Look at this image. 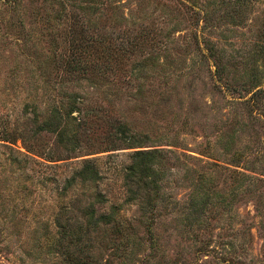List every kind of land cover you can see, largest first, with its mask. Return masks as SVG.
Segmentation results:
<instances>
[{
  "label": "rangeland",
  "instance_id": "1",
  "mask_svg": "<svg viewBox=\"0 0 264 264\" xmlns=\"http://www.w3.org/2000/svg\"><path fill=\"white\" fill-rule=\"evenodd\" d=\"M68 1L0 0V264H264V93L253 96L264 78L253 87L252 16L242 26L215 20L225 31L217 74L196 45L202 24L182 0H113L118 15L112 0H75L85 8L76 27L90 32V45L100 33L123 45L147 26L144 45L119 61L147 67L137 78L125 73L73 87L96 113L80 146L65 149L53 133L34 138L22 111L26 98L44 109L69 85L56 70L74 50ZM207 1L228 0H198ZM158 35L169 38L167 49L151 40ZM90 51L89 63L103 62ZM113 121L143 147L111 143ZM10 131L24 132L39 152L13 158L11 148L25 149L22 139L2 141ZM151 150L162 152L154 164L158 191L135 177L141 190L131 200L126 169L137 151ZM87 161L96 174L69 186ZM92 206L98 217L116 210L118 223L89 227ZM59 223L79 237L62 238Z\"/></svg>",
  "mask_w": 264,
  "mask_h": 264
},
{
  "label": "trees",
  "instance_id": "2",
  "mask_svg": "<svg viewBox=\"0 0 264 264\" xmlns=\"http://www.w3.org/2000/svg\"><path fill=\"white\" fill-rule=\"evenodd\" d=\"M90 3V5H98L100 3L104 4L102 0H85ZM117 1H110V6H114L111 10L113 13L118 15L121 6L116 3ZM71 4L72 13L70 14L69 19L72 20L73 25L71 27V35L74 41V50L67 56L66 59H60L56 62V70L60 73L63 81H68L69 85H64L65 87L59 91L60 98L55 100L52 104L46 106L45 110L41 106L37 105L35 102L31 101L29 98H26L23 103L24 108L22 114L29 120L32 127L29 131L32 132V136L37 138V136L42 132L53 133L57 136L59 146H63L65 149L76 148L80 146V143L86 139L88 128L91 123H88L89 118L93 112L96 111V108L90 107L89 103L85 100L82 93L79 92V89L73 87L81 88L80 84L83 82H93L97 77H112V76H121L125 73H129L133 77H140L146 72V65L143 63H138L133 68H127L119 64L120 58L128 55V57H133L130 54H135L136 49L141 45H144L147 35L145 31L148 29L147 26L142 25L141 32H134L133 37H128L129 33L126 32L127 43H122L123 45H118L117 39L113 38L110 34L100 33L98 39L90 45L86 39L89 36V31L82 29L78 31L76 25H79L82 19L80 12L85 10L82 5H77L78 3L75 0H69ZM182 3L185 4L186 8L192 13L193 16L197 17L196 22H200L202 27L198 34L194 35L196 45L201 51V57L203 60H208L214 63L217 74L221 68V61L224 57L225 50L220 46V43H223V36L225 31L221 24H215V20L222 21L225 25L229 24L231 26H242L250 16L251 24L250 26L255 27L258 34L256 35L255 40V53L257 56L256 61V71L255 75L257 78V83L253 87H258L259 83L262 81L261 77L264 78V0H228L227 3L216 1H207L200 3L198 0H182ZM70 8V9H71ZM61 11H65V5H61ZM257 9V10H255ZM120 19H126V17L120 14ZM248 22V21H247ZM226 30V29H225ZM154 32V31H153ZM112 34H114L112 32ZM200 40H199V36ZM107 36V37H106ZM168 37V36H167ZM110 38V39H109ZM165 36H154L151 40L157 44L161 45L164 48H168V40L164 41ZM222 45V44H221ZM92 46V54L95 50H98L99 59L101 58L103 62L100 63H89V48ZM203 47V48H202ZM249 86L250 83H248ZM71 86V87H70ZM71 89V90H69ZM264 93V90H257L253 96L257 97ZM96 113V112H95ZM31 116L29 118L28 116ZM115 124V125H114ZM115 130L111 133L108 138L110 142H124L128 148H141L143 147L141 142H138L131 133L127 125L118 123L115 121L111 123ZM30 125L27 124V127ZM85 126L87 127L86 129ZM33 128V129H32ZM26 130V129H25ZM23 132V131H22ZM26 132V131H25ZM25 134L20 133L19 135L15 132L10 131V133H5L2 138V141L16 145L19 140H24L23 148L25 153L14 150L11 148V151L16 153L18 156L13 157L17 160L19 156L22 157V161H28L30 154H35L37 149L30 146L24 139ZM118 140V141H117ZM113 145L109 148H112ZM114 150V149H113ZM107 151H111L108 149ZM162 154L161 151L151 150V151H137L133 155V161L131 165L127 167V179L132 182L128 185V192L132 193L131 200H137L141 188H135L134 178L139 177L141 182L145 187L151 188L153 191H158L156 184L157 179V169H155V162L158 154ZM37 154V153H36ZM53 158V157H50ZM34 160V159H33ZM90 174L92 177L96 174V171L92 164L87 161L83 168L79 171L74 172L73 176L68 178L66 183L69 186L75 181L77 177L87 176ZM156 188V189H155ZM143 190V189H142ZM103 201L99 202L102 203ZM117 211L113 210L109 213L102 214L99 217L97 216V210L95 206L88 211V226L96 227L99 223H118L115 220ZM59 227L62 228V238L76 240L79 237L78 233H71L69 226H65L59 223ZM75 238V239H74ZM77 264H89L88 261L78 259Z\"/></svg>",
  "mask_w": 264,
  "mask_h": 264
}]
</instances>
